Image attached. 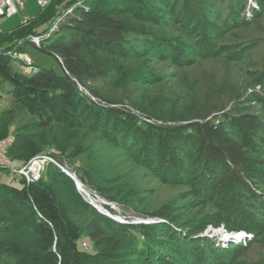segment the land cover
<instances>
[{
  "label": "trees",
  "instance_id": "16d2710c",
  "mask_svg": "<svg viewBox=\"0 0 264 264\" xmlns=\"http://www.w3.org/2000/svg\"><path fill=\"white\" fill-rule=\"evenodd\" d=\"M175 1L49 0L28 21L0 32V77L10 82L12 98L36 120L34 128L50 122L69 129L102 128L110 141L120 138L124 147L137 148L143 165L161 183L187 186L194 203L211 204L215 211L175 229L117 223L90 208L73 181L47 165V181L43 170L35 183L19 181L21 186L15 187L0 182V264H224L234 250H243L222 249L215 241L191 236L220 227L259 235L257 218L264 216V100L261 106L216 119L159 125L126 107L117 108L115 101L86 87L110 74L119 59L142 52L180 65L190 64L193 56H216L206 33L192 48L176 38L147 37L142 47L129 40L147 36L130 20L156 23L160 10H172ZM256 3L264 9V0ZM233 15L232 20L240 14ZM191 19L180 15V31L197 35L202 27L191 25ZM32 37H39L38 45ZM27 44L53 56L61 71L32 65L25 72L13 54L24 51ZM254 82L264 88V63ZM11 129L2 124L0 140L12 134L8 155L15 165L44 153L30 133ZM72 173L84 186L83 182L89 184L84 169ZM72 202L89 211L91 220L76 224L70 217ZM149 216L169 220L165 207Z\"/></svg>",
  "mask_w": 264,
  "mask_h": 264
},
{
  "label": "rangeland",
  "instance_id": "374dc122",
  "mask_svg": "<svg viewBox=\"0 0 264 264\" xmlns=\"http://www.w3.org/2000/svg\"><path fill=\"white\" fill-rule=\"evenodd\" d=\"M171 9H161L158 13L161 18L156 23L130 20L147 36L129 37V40L135 39V44L142 47L147 37L149 40L176 38L192 48L202 33H206L217 51L216 56H193L190 64L180 65L171 58L142 52L129 59H119L110 67V74L88 82L87 89L96 91L102 99L115 101L117 108L126 107L159 125L216 119L223 113L236 114L261 106L264 88L254 82V76L264 63V9H259L256 0H176ZM38 10L36 0H24L23 9L18 8L15 15L0 19V32H10ZM235 11L240 15L232 20ZM180 15L192 18L191 25L199 23L202 31L197 35L181 32L177 20ZM19 54L25 55L31 66L61 71L53 56L30 44ZM11 89L10 82L0 77V126L23 128L41 151H54L67 171L84 169L90 179L89 184L83 182L89 196L113 203L115 213L129 224H164L175 229L215 211L211 204L194 203L187 186L161 183L143 165L137 148L124 147L120 138L110 141L102 128L83 125L69 129L56 122L34 128L36 120L12 98ZM44 173L47 181L49 169L45 168ZM0 182L21 186L7 175ZM74 188L78 193L75 185ZM78 195L85 202L87 198ZM70 207V217L76 224L91 220L89 211L74 202ZM163 207L170 221L149 216ZM257 220L261 224L258 236L239 232L240 235L227 238L229 232L220 227L207 228L191 238L215 241L222 249L243 250H234L224 264H264V216H258ZM169 256L172 259L173 255Z\"/></svg>",
  "mask_w": 264,
  "mask_h": 264
},
{
  "label": "built area",
  "instance_id": "2783aa9c",
  "mask_svg": "<svg viewBox=\"0 0 264 264\" xmlns=\"http://www.w3.org/2000/svg\"><path fill=\"white\" fill-rule=\"evenodd\" d=\"M48 3L49 0H36V4L39 9H44ZM18 8H24V0H0V19L9 18L15 15L18 11ZM28 19L29 17H25L22 22L24 23ZM31 42L34 45H38L40 39L39 37H32ZM13 57L19 59L23 63L24 67H22V69L25 72L32 70V66L30 65L31 62L25 55L13 54ZM144 120L149 123L151 122V120L148 119ZM12 140V134L7 135L5 138L0 140V177L4 174L13 178L17 182L24 181L25 183H35L41 178L44 168L47 165H53L73 181L78 193L87 198L84 199L82 197L85 202L93 207L98 213L109 217L118 223H128L124 217L115 213L113 203L108 201L104 202L98 199L96 196L91 198L88 192L85 190V186L76 178L75 174L67 171L65 167L58 162L54 151L44 152L43 154L29 160L25 164L15 165L8 155V147ZM83 246L85 247V244H83Z\"/></svg>",
  "mask_w": 264,
  "mask_h": 264
},
{
  "label": "water",
  "instance_id": "95a60500",
  "mask_svg": "<svg viewBox=\"0 0 264 264\" xmlns=\"http://www.w3.org/2000/svg\"><path fill=\"white\" fill-rule=\"evenodd\" d=\"M238 235H240L239 232H229L226 236L228 238V237H233V236H238Z\"/></svg>",
  "mask_w": 264,
  "mask_h": 264
},
{
  "label": "bare ground",
  "instance_id": "6f19581e",
  "mask_svg": "<svg viewBox=\"0 0 264 264\" xmlns=\"http://www.w3.org/2000/svg\"><path fill=\"white\" fill-rule=\"evenodd\" d=\"M244 238H247V237H244Z\"/></svg>",
  "mask_w": 264,
  "mask_h": 264
}]
</instances>
